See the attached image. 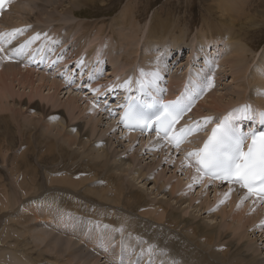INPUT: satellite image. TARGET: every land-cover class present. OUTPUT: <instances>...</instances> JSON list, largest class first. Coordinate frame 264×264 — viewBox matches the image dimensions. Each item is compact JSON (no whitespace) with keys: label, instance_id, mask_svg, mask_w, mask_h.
<instances>
[{"label":"bare ground","instance_id":"1","mask_svg":"<svg viewBox=\"0 0 264 264\" xmlns=\"http://www.w3.org/2000/svg\"><path fill=\"white\" fill-rule=\"evenodd\" d=\"M23 1L24 0L18 2V4L14 6V9L13 10L11 9L12 11L10 10V12L7 9L2 10L1 13L2 18L0 19V33L10 32L12 30L13 27L4 26V22L9 21L10 18L13 17L16 10H18V8L23 5L22 4ZM33 1L34 0H30V2L34 4L33 6L31 5L32 6L31 9L33 10L35 8L37 11L35 12L32 18L28 16L27 21L29 23H33L35 25L38 24L47 25V24H51L52 22H63L65 27H67V28L64 27L65 30L67 29L66 30L67 33H65L66 32L65 31L64 32L65 36H64L63 31L60 30V32L63 34L62 35L63 37L59 34L57 35V29L56 27H54L55 25L51 26V28H48L49 31H46L44 33V36H47V38L43 40L44 43L43 45H41L40 42L41 40L39 39L30 45V46H34L33 49H31L30 46L27 49H25V54L23 56L13 57L10 59L0 58V109L3 106L4 107L7 106L5 109H3V110H7V108L12 107L13 103H15L17 107H19L18 106L19 104L14 102V98L26 94H28L27 98L34 99L38 97L41 100H45L47 104H50L52 108L59 107L57 105L60 102V99H58V97H60L61 93H63L61 92L62 90H60L61 88L65 90L66 95H69V98L67 101H65L62 104V106H64L63 107L64 110H54L56 108H53L54 116L51 119V121L62 124V128L60 129L59 127L60 130L58 129L57 134L53 138L51 137L52 139H50L49 137L45 138L43 136L42 139L40 136L34 138L32 137L34 139L33 143L35 146L34 147L35 150L33 151L34 154L37 155V160L41 159L44 163L45 158L46 159L50 158L48 156L53 155L52 153L54 152H57L61 160L58 162L59 157L54 155L53 163L51 164L44 163L43 167H41V171L22 172V173H16V175L11 173L10 178L12 182L10 183V188H6L4 192L0 191V264H58L59 259L57 261H51L50 256H52L53 254L62 258V261L59 260L60 261L59 264H105L107 261H110V264H117L114 261H112V259H114V257L116 256H120V258L124 257V254L123 252L120 253L121 251H117L118 246L115 249L110 248L109 242H112L111 240L112 237H110L112 236V232L116 230L117 227L120 226V224L121 225L125 224V226L122 225L123 227L118 228L116 233L118 232V234L119 233L121 234L123 232L129 231V233L131 234L133 233L132 236L137 235L138 238L144 239L145 241H147L148 244H154L158 249L159 258L161 257L162 253L166 254L167 260L164 261L163 264H175V262H180L181 264H264V252H263L264 245L260 248H256L255 250L251 249L252 247L251 245L250 246L246 245L247 242L244 244H240L237 242L234 244V247L225 245L228 250L227 249L224 250L223 248L224 246L222 245L223 243L222 235H224L225 230H231V229L235 232L234 235L237 234L236 236L239 238V240L245 238L244 234L241 233L242 230H251L252 232L251 235L253 236L259 234L260 235L259 238L257 237L258 241L264 239V223H262L264 222V207L259 208L262 205H264V201H257L254 198H252L251 195H248L247 199H243L246 196V194L240 192L237 188L233 186L231 188L232 191L230 192L229 196L225 198L224 194L229 193L230 188L227 187L220 188L217 186V184H212L207 180L203 179L201 181V185H202L201 193L204 192L205 194H207L209 192V187H207L206 185L208 183L212 184L214 201L212 200L213 202L211 201L204 202V206H202V209L200 208L198 214L202 211L204 212L206 208L213 207L211 213H208V215L210 214L214 215L209 218L210 219L209 221L215 222V225H211L208 222L204 221L206 222L205 225L201 224V225H197L196 227L193 226L188 227L190 219L189 218L188 220L180 219L179 216H176V210H182V212H187L185 210L191 207V203L193 202V199H189V197L176 196L175 194L176 191L179 189V186L177 187L173 186L169 190L170 193L166 192L163 194L162 198L166 197V195H169L170 198L168 200L166 199L167 201L164 200L156 201L155 199L148 200L145 198L144 195H141L143 193L140 194L139 192L140 189L139 191L136 189L138 193H134V192L131 193L132 192L131 188L133 184L130 187L131 182H127L125 180V176L131 175L133 177V183H136V181L140 179L141 182H144L143 184L141 183L140 184L145 186L146 182H148L146 181L148 180L147 172L138 169L134 173L133 172V167H134L133 165L135 163L134 159H129V158L116 159L117 157L115 156L112 157L108 149L104 147V142L102 143L94 142L93 144H90L88 146H87L88 144L87 142L84 143V141L86 140V136H88V133H86V135H83L84 133L82 132V129L84 127V124L81 123L80 121H77L76 123L73 122L77 120L79 116H84V114L86 113V109L88 108H92L95 112H98L99 114L102 111L104 115L109 117V114L114 109L118 108V102H116L117 106L115 108H111V112L104 110L105 108H107V104L113 102V100L119 101L122 98L131 96L133 95L134 92L137 91V89H134L131 92L125 91V92H117L116 94L113 93L114 96L110 97V100H108L109 98L108 99L105 98V100H103L101 104H98L97 107L94 108L93 103L95 102L94 101L95 98L98 99V96L102 93L101 89L99 88V83H100L98 81L99 79H97V82L95 84H91L92 82L90 83V89L92 90L99 89L98 92L94 91L96 96H93L94 98L93 100V98L86 99L87 96L84 95L85 96L84 97L81 95V93L78 94L77 90H75L72 87H69L64 81H62L58 77L57 74L58 71L49 74V72H47L46 70L34 71L27 69V61H26L27 56L31 53L32 54L35 53L34 51L35 50L37 51V49H41L42 51V53L40 54L41 55L40 58H43L42 56L44 55L46 56L47 54L51 53L53 58H55L60 64H62L63 68L68 67V65L73 63H76L77 65L78 62L80 61L78 60L79 57L84 58L83 56H85L87 59L90 60V65L95 61H97L100 64V66L103 65L105 61L102 57H100V54L102 53H99L100 50H102L103 48L102 43L97 44V42L99 41V39H101L102 35H104L106 29H111L110 33H112V39H115L116 37L120 36L119 39L122 40L121 43L125 40L127 41L131 40V38L133 40H136L138 37L137 34L140 32L138 29L140 28L139 27L140 22H138L136 16V14L139 11L138 9L139 4L136 3L137 5L136 4L134 5L132 4L134 0H130L123 7L124 9L120 12V14H118L119 16L117 17L119 22L117 20H114V23L116 22L117 25L119 24L118 32L116 33L113 30L116 27L115 26L116 23L114 24L113 22H111L110 24L107 22L106 24L107 26L103 29H100V27H102V25H100L101 22L100 20L95 22H88L84 20L83 22L78 21L79 20L77 16V14L79 13L78 11H81V9L84 7L87 8L89 6H94L96 3L104 0H35L34 2ZM240 1L244 3V0H219V3L218 2L217 3L221 4L223 2L225 4L224 6L229 7V9H226L225 7L224 8L231 12V11H237L239 9V7L237 9V6L238 4H242L240 3ZM245 2L248 1L245 0ZM246 5L248 4L246 3ZM241 7L243 8L241 9ZM241 7H240V11L238 12L243 14L242 11L245 10L246 8L245 4H243ZM161 11H163V9ZM30 12L33 13V11ZM209 13L210 12H208V14ZM247 13H245L244 11L243 17L241 14L237 17L230 16L231 18L230 21H233V24H235L236 22L244 24V20H245L253 24L254 19L253 18L251 19V17L253 16ZM160 14L163 15V12H161ZM160 14L153 15L152 18H155ZM160 18L158 20L161 21ZM262 18L264 20V17ZM76 19L78 20L74 22V20ZM208 19H209L208 21L211 22L210 17ZM160 21L156 22L158 23V25L155 24L157 26H155L154 23L153 24L151 23L152 26L147 28L148 31L147 34H145L147 43L145 46H148L149 45L148 43H150V45L164 46L166 39H168L166 37L168 35H172L174 33L173 31L177 29V27H175L176 28L175 29L172 26V22H170L171 26L173 27L172 30H170L171 29L170 26L164 24V23H168L167 22L168 20L162 21V23ZM257 21L259 23V20ZM11 22H13V20ZM24 25L26 24L19 25L20 27L19 29L23 30L22 33L17 34L18 37L15 41H13L12 39V42L10 44H5V52L0 53V57L8 55V53L12 49L17 48L22 44H25L28 40L31 39L32 35L29 34V30L32 27L27 26V28H24L23 27ZM206 29L209 32V28ZM38 30L41 29L40 28L35 29V31H33V34H35ZM214 30L215 28L212 26L210 32ZM218 30L219 28H217L216 31ZM126 32L129 33L128 36L124 37L125 35H123L122 37L121 34H124ZM184 32L187 31L185 30ZM234 34L235 33H233V35ZM230 36L232 35L230 34ZM172 39L173 38H171V40ZM174 40H176V42L180 44L176 38ZM223 40L222 43H224ZM233 40L234 41H232L231 39L230 41L227 40V42L228 41L229 42L228 43L225 42L224 46L218 50L223 52L225 48H227L223 52L224 56L226 57V58L224 57L226 61L225 60L223 61L222 60L223 58L219 59L220 58L219 57L218 59L212 60V64L219 63L222 60L224 62L223 67L225 70V74H228V72L230 71L231 75L233 76L234 81H231V84L232 82L234 83L236 82L235 84L239 83V85L238 84L237 85L240 87L238 93L241 96L240 101L244 103L250 101V105L254 110L251 113L252 118L246 119L247 120L246 122L244 121V119L242 120L238 119L237 122L242 128H246V126L250 123V121L258 117V113L262 111V109H264V95L259 94L261 93L259 92L260 91L259 89L264 88V62L260 58L261 61L259 63L260 67L259 66L258 67L259 68L262 67L263 69L260 75L257 74L258 71L255 73L259 76L260 79H256L254 77L255 80L258 81V85H256L255 88H252L254 89L253 90L254 92H252L253 94L251 93V91L248 94L250 82L247 81L248 78L247 73L250 70L248 69L250 67L249 65L250 60L248 57V53L240 50L237 41H235V37ZM69 41L71 42L68 43ZM136 41H138V39ZM176 42L174 41L172 43L177 44ZM218 42L221 41L213 40L212 43L214 44L215 47H217ZM121 43H118V46L120 44V46L124 47L126 42L125 43L123 42L122 44ZM226 44L228 46H226ZM70 47L74 49V52L72 51L73 54L71 56H69L68 53L70 52L68 51ZM88 49H91L89 53H87ZM106 52L107 51L103 50V55H105ZM222 52H219V54L222 55ZM162 57L168 58V55L164 54V56ZM154 64L155 65L153 64L150 65V71L157 68L159 69V79L156 81V83H158L161 77H164L163 73H165L164 72L165 66H162V58H160L159 60L155 59ZM176 72L178 71L176 70ZM79 74H80L79 89L82 90V92H84L83 89H85V87L88 86L87 80L89 77H94L95 79L96 77H98L97 74H92L88 71L84 73L81 68ZM169 75H170L169 79L167 78L165 80L169 81V85L172 87V90H174V87L176 86L181 88L183 84L181 85L180 83V85H175L174 83V80L178 79L177 75L175 74H169ZM254 78L252 81H254ZM82 82L83 84L81 85ZM155 84L152 85L151 87H148L149 88L148 92L150 93L153 92L158 96H162L161 88H159ZM15 86L17 87L19 86L18 91L15 90ZM198 87L200 89L204 88L202 86H198ZM21 89H23L22 90L23 92L21 91ZM172 90L170 89L167 92V94L170 95L169 97H171L172 95L171 94ZM46 91L48 92L47 95H45ZM256 91H258L259 93L257 94ZM185 92L188 95L187 96L188 101L192 103L191 111H193L192 112L193 116L195 115L197 117L198 115L201 116L202 114H205L204 112H202V109H205V111H207L208 113L213 114L210 117L211 118L210 121L206 124L204 123L205 118H208L206 116L203 118V120L201 119L197 120L200 121L201 124H204L201 129L202 132L206 131L207 133L211 128H213L219 123V121L222 119L223 116L228 117L231 113H233L232 109H230V106L233 104V102H231V99H227V97H225L224 94H219V92L215 90L210 96L208 97L207 95L204 96L205 102L203 101L201 105L200 103H198V97L197 98L194 97V93H195L194 91L190 89H186ZM228 95L230 96V94ZM257 96L259 97V99L261 98L260 101H258L259 99L257 100ZM9 99H12L13 101L11 106H9L8 105L9 103L5 101V100L8 101ZM18 99L20 100V98ZM80 102H82L83 105H85V102H87V104L89 105L83 107L82 105H80ZM228 109L230 110L228 111ZM77 110L79 112V115H77ZM62 111H64V113H62ZM95 112L92 111L91 115L95 116L96 115L94 114ZM224 113L227 114L225 115ZM11 114H13L12 111ZM19 114L21 113H18L17 116H19ZM61 114H63V116ZM215 114H217V116L220 114L217 119H215L216 118ZM22 115L26 116L27 114H22ZM13 116L11 115V119ZM17 116L15 115L16 118ZM193 116L192 117L189 116L187 117V119H189L190 122L196 121L195 119H193ZM15 117H13V119ZM114 119L115 120L109 118L111 122L112 121L115 122L118 131L122 134L123 132L121 130V127L119 128L120 125L119 121L116 120L115 116ZM66 127L67 129L71 127L72 132L71 130L70 132H67L68 130L67 129L65 130ZM47 130L49 129L47 128ZM76 130L78 131L77 134H76L77 132ZM73 131H75L74 136L71 135V133L74 134ZM124 137L130 139V143L134 144L137 142V145H139V150L135 151L136 154H134L133 157L136 156L139 158L142 155L143 156L142 160L146 156L149 157L148 160H152L150 161L151 162L150 166L147 167L148 172H151L154 169V167L157 164H159L163 159H165V157L168 154L169 149L166 148L162 143L156 141L151 137L149 139H146L141 136L126 135V134L124 135ZM198 137H194V139L190 138L183 147L182 149L183 152H179V153H182V155L185 156V153L189 148H190L189 150L190 152L195 151L196 149L195 145H192L191 147L189 146L193 141H195L194 144H197L198 139L196 138ZM38 139L40 143L39 142L37 143ZM43 139L45 141H42ZM53 139L55 140L54 147L45 148L44 151V152H48V156L41 155L43 148L40 149V146H42V144H47V146H49V144L53 143ZM26 142L28 143V140ZM73 146H83L82 149H85V147L87 146L86 152L82 154L78 150L73 149ZM31 151L32 150H30V148H26L24 151L21 152L20 156H22L23 161H28L29 154L31 153ZM59 151H61L60 154L58 153ZM140 152L143 153L140 154ZM76 153H78L79 155ZM172 154L176 155V153H172ZM175 164H176V168L181 169L179 167L180 164L179 161H177ZM37 165L40 166L41 164H37ZM187 168L188 169L186 171L188 172V174L186 179L187 180L188 178L192 179L191 182L196 183L193 180V176H192V173L194 172L196 174L195 177H200L197 175L196 168L194 169V171L189 166H187ZM152 194H156V193L152 192ZM206 198H208L207 195ZM189 200H190L189 206L184 208L183 210L182 207L186 203H188ZM221 201H223V203H221ZM198 207L199 206H196L194 209L196 210L198 209ZM138 208L143 213L142 214L141 212L140 213L137 212L139 213V217L143 219L142 220L143 222L142 221L135 222L134 220L130 219L129 217H126L123 214V213L130 214L134 212L136 213V210ZM145 208H147L148 210L145 211L146 210ZM93 219L95 220L98 219L100 220V223L103 224L104 226L103 230L105 234H102L101 236H105V238L100 237V239L96 240V237L94 235L93 239H89V238L85 239V237L88 235V232L94 233L93 230L87 231L88 225H90V220H92L91 222H93ZM218 219H221L220 223H218ZM52 222L54 228L51 229L50 233L43 232L40 234V230L38 229L39 230L38 233L40 235L39 234H38L39 236L34 235L38 226L41 227L42 225H47ZM64 226L71 230L75 229L76 231L75 230L71 231L69 229L64 231L63 229ZM52 230L53 231L57 230V235L55 236L54 240L53 238L48 239L51 236L50 234ZM67 234L69 235V237L67 236ZM74 237H77L79 239L78 240L76 238L77 242H81V241L85 243L88 242L87 245L85 244L86 249L77 246L76 244L77 242L75 243L73 242V244L71 245L70 244L71 240L72 238L75 239ZM106 238H107V242L105 240ZM249 239H251V237H249ZM45 241L47 242L46 244L44 243ZM63 241L65 243L70 242L67 244L70 245L68 246L69 248L68 247L66 248V246L62 245ZM100 241H102V243ZM104 243L107 244V246L103 247ZM101 244H102V249H100ZM81 245L82 244H80V246ZM134 250L135 249L133 250L129 249V252L128 251L126 252L127 257L125 255L124 258H126L127 260L132 259L131 262H127V264H133V260H135V258H132L134 255ZM96 253L99 254L96 255ZM158 255L155 256H157L158 258ZM105 258H106L105 262L101 263V260ZM40 260L42 261L40 262ZM123 260L125 261V259ZM137 260H139L141 264L142 258L140 259L137 256L135 261ZM122 264H124V262ZM134 264H136V262H134Z\"/></svg>","mask_w":264,"mask_h":264},{"label":"rangeland","instance_id":"2","mask_svg":"<svg viewBox=\"0 0 264 264\" xmlns=\"http://www.w3.org/2000/svg\"><path fill=\"white\" fill-rule=\"evenodd\" d=\"M24 1H23L24 3L22 2L24 7H23V5L20 6L18 8V10H16L13 17L10 18L9 21L4 22V26H11V27H13V29H19L20 28L19 25L26 24L23 26L24 28H27V26L32 27L29 30V34L32 35L31 37H33L34 35L39 33L41 45L44 44L43 40H45L47 38V36H44V33L46 31H49L48 28H51V26L55 25L54 27H56V29H57V35L59 34L62 36L63 34L60 32V30H62L63 33L67 30V29L66 30L64 29L65 25L63 22H52L51 23L52 25L51 24L35 25L33 23H29L27 21L28 16L32 18L37 10L35 8L33 10L31 9L34 4L31 3L30 0H24ZM129 1L130 0H104V1H100V2L96 3L94 6H89L87 8L84 7L81 9V11H78L79 13L77 14V16H78L79 20L76 19V20H74V22L77 20L80 22H83V20L88 21V22H95V21L100 20L101 21L100 25H102V27H100V29H103L107 26L106 25L107 22L110 24L111 22L114 23V20L118 21V19H117V17L119 16L118 14H120V12L124 9L123 7ZM246 1H248V2H245V0H244V3L242 1H240V3H242V4H238L237 9H238V7H239V9L237 11H231L230 12L229 10H226V9H229V7H225L224 6L225 4L223 2L221 4H218L219 0H134L132 4H134V5L136 3L139 4L138 5L139 11L136 14L137 20H138V22H140V25H141V26L139 25L140 28H138L140 31L137 34L138 35V37H137L138 41H136L137 39L133 40L131 38V40L123 41L124 43L126 42L124 47L120 46V44L118 46V43H121V41H122L119 39L120 36L116 37L115 39H112V33H110L111 29H106L104 35H102L101 39H99V41L97 42V44L102 43L103 48H102V50H100L99 53H102V54H100V57H102L104 59V61H105L104 64L100 66V64L97 61H95L90 65V60L87 59L85 56H83L84 58L79 57V59H78V60H84L83 67H80L84 73H86L88 71L92 74L98 75L97 78L98 79L100 78L98 80L100 82L99 88L101 89L102 93L98 96V99L95 98V100L93 98L91 91H89V90L85 91V93H83V95L87 96L86 99L87 98H93V100L95 102H97V105L101 104V102L103 100H105V98L100 97V96L104 95L106 93V91L109 89V86H112L114 88V90L113 91L108 90V94H110V93L116 94L117 92H125V90L123 88L118 87V85H122L126 80H129L131 78H132L131 80H133L132 81L133 83L131 85L132 91H133L134 89H137V87H138L136 84V80L139 78V69H144V70L150 71V65L151 64L155 65L154 64L155 59L159 60L160 58H162V66H165V71H164L165 73H163L164 77H161V79L159 80L158 86L160 88H162L163 93H165L169 89L168 88V81L165 79H167V78L169 79V77H170L169 74H175V75H177V78H178L177 80H174L175 85H180V83H181V85L183 84L182 87H184V85L186 84L185 79L190 80V81L195 80L196 87L197 86L203 87L205 82H206L205 85H207L208 82H211L213 86L211 88H207V91L205 92V93H208L210 91V93L207 95V97L210 96L214 90L219 92V94H224V96L227 97V99H231V102H233V104L230 106V109H232V112H233V110L238 109L241 106L246 105L248 103H249L248 105H250V101H247L246 103L240 101L241 96L238 94L239 90H240L239 89L240 87L238 86L239 83H237L238 85L235 84L236 82L235 83L232 82V84H231V81H234V80H233V76L231 75L230 71L228 72V74H225V70L223 67L224 66L223 61L224 60L226 61V59H225L226 57L224 56L223 52L227 48H225V50L223 52L218 51L219 49H221L224 46L225 42L228 43L230 41V39L232 41H234L233 39L235 37V41H237V44L239 45L240 50L248 53V57L250 60V64H249L250 67L248 68L250 70L248 71L249 74L247 73V77H248L247 81L250 82L248 94L250 93V91H251V93L254 92L253 91L254 89H252V88H255L256 85H258V81H256L255 78L260 79L258 75H260V73L263 69L262 67L259 68L260 67L259 63L261 62L260 58L264 62V20L262 18V17H264V0H246ZM250 2H251V4H250ZM246 3L248 5H246ZM243 4H245L246 8H245V10L242 11L243 14H241L238 11H240V7ZM239 5H241V6H239ZM162 7H165V8H162ZM243 7H241V9ZM251 7H253V8H251ZM162 9H163V11H161ZM30 11H33V13ZM145 11H148V12H145ZM244 11H245V13L248 12L247 14H250L251 16H253V17H251V19L252 18L254 19L253 24L251 22H247L245 20H244V24L239 23V22H236L235 24H233V21H230L231 20L230 16L237 17L241 14L243 17ZM159 12L160 13L163 12V15H161ZM208 12H210V13L208 14ZM211 13H212V15H211ZM224 13H225V15H224ZM156 14H160V15H158L157 17L154 16L155 18H152V16L156 15ZM211 16H213V17H211ZM169 17H171V18H169ZM209 17H210L211 22L208 21ZM159 18L161 19V21L158 20ZM162 18H163V20H162ZM164 19L166 21L168 20L167 21L168 23H164V24H166L167 26L169 25L171 28L170 30H172L173 27L174 28L177 27V29L175 28L176 30L173 31L175 33V34L173 33L174 36H173V34L168 35L166 37L168 39H166L164 46L163 45H159V46L150 45V43H148L149 44L148 46H145L147 43L146 35H145V34H147V31H148L147 28L152 26L153 23H154V25L155 24L158 25V23H156L157 21L158 22L160 21L162 23V21H165ZM261 19H262V22H261ZM12 20H13V22H11ZM257 20H259V23ZM16 22H17V24H16ZM170 22H172L173 27L171 26ZM254 23H255V25H254ZM157 25H155V26H157ZM215 25H216V27H215ZM229 25H231V26H229ZM239 25H240V27H239ZM241 25H243V26H241ZM115 26L116 27L113 30L117 33L119 24L117 25V23H116ZM212 26L215 28V30L210 32ZM38 27L41 30H38L35 34H33V31H35V29H39ZM65 28H67V27H65ZM206 28H209V32L207 31ZM217 28H219L220 31L219 30L216 31ZM244 29H245V32H244ZM185 30L187 32H184ZM241 30H243V31H241ZM232 32L235 34L233 35ZM238 32H239V35H238ZM65 33H67V31ZM65 33H64V36H65ZM206 33H208V34H206ZM228 33H230L232 36H230V34H228ZM128 34L129 33L126 32V33L121 34V35H122V37H123V35H125L124 37H127ZM201 35H203V36H201ZM209 35H211V36H209ZM174 37L177 39V41L180 44H178L176 42V40H174L175 39ZM209 37H211V38H209ZM226 37H227V39H226ZM171 38H173V39L171 40ZM182 38L184 41L182 40ZM248 38H250V39H248ZM200 39H202V40H200ZM212 39L215 41L219 40L221 42H218V46L215 47L214 44L212 43L213 42ZM26 40H28V39H26ZM139 40H141V41H139ZM222 40L224 43H222ZM227 40H229V41L227 42ZM174 41L178 45L175 43H172ZM70 42L71 41H69L68 43H70ZM242 42H244V43H242ZM247 45H248V47H247ZM226 46H228V45L226 44ZM30 47H31V49L34 48V46H30ZM72 48H73V46H72ZM72 48L70 47L68 49V51H70V52H68L69 56H71L74 52V49H72ZM103 50L107 51L105 53V55H103ZM199 50H201V51H199ZM89 51H91V49H88L87 53H89ZM219 52H222V55L219 54ZM87 53H85V54H87ZM164 54L168 55V58L162 57V56H164ZM218 58L219 59L223 58L222 59L223 61L221 60L219 63H213L212 64V60L218 59ZM74 61H76V60H74ZM73 64H76V63H73ZM218 65H219V67H218ZM176 70L178 72H176ZM256 72L258 75L255 74ZM101 73H103V74H101ZM179 75H180V78H179ZM253 78H254V81H252ZM179 80H180V82H179ZM188 87H189V89L194 88L189 84H188ZM147 88L148 87H146L145 90H147ZM194 89H196V88H194ZM208 89H211V90H208ZM261 89H259L260 91L259 90L258 91L259 92L264 91V88H261ZM15 90L18 91L19 86L18 87L15 86ZM22 90L23 89H21V91ZM60 90H62L61 92H63V93H61L60 97H58V99H60V102L57 104L59 107H53V108H56L54 110H64V108H63L64 106H62V104L65 101H67L69 98V95H66L65 90H63L62 88ZM178 90H180V88L176 86V87H174L173 92L178 91ZM26 91H28V90H26ZM258 91H256L257 94L259 93ZM26 93H28V92H26ZM47 94H48V92L46 91L45 95H47ZM202 94H203V92H202ZM228 94H230V96ZM27 95L28 94L21 95V96H18L17 98L16 97L14 98V102L18 103L19 105L18 104L17 105L19 107H17L15 105V103H13L12 107L7 108V110H3L7 106H5V107L3 106L1 108L2 110L0 109V191H2V192H4L6 190V188H10V183L12 182V180L10 178L11 173L16 175V173H22V172H38V171H41V167H43L44 163L45 164L53 163L54 155L59 157L58 162L61 160V158L57 154V152L52 153L53 155H50V156H48V152H44L45 148H53L54 147V142H55L54 139H53V143L49 144V146H47V144H42V146H40V149H42V148L44 149V150L42 149L41 155L48 156L50 158H48V159L45 158L44 163L41 159L37 160V155H35L34 151H33V150H35L33 138L40 136L42 139V136H43L45 138L49 137L50 139H52L57 134L59 127H60V129L62 128V124L61 123L59 124L58 122H52L51 121V119L54 116L53 115L54 112H53V108L50 106V104H47V102L45 100H41L38 97L34 98V99L27 98ZM204 96L205 95H202L201 98L198 97V103H200V105L205 100ZM258 96H257V100L260 97V96L259 97ZM194 97H196L195 93H194ZM18 98H20V100ZM248 99H251V98H248ZM260 99L258 101H260ZM108 100H110V97ZM5 101L7 103H9L8 104L9 106H11V104L13 102L12 99H9L8 101L5 100ZM22 103L25 106H23ZM80 105L85 107V106H88L89 104H87V102H85V105H83L82 102H80ZM89 109H90L91 113H90ZM230 109H228V111ZM1 111H3V112H1ZM11 111L13 114H11ZM88 111H89V113H88ZM92 111L95 112L92 108L86 109V113L84 114V116H79V118L73 122V123H76L77 121H80L81 123L84 124V127H83L84 130L82 129V132L84 133L83 135H86V133H88V136H86V140L84 141V143L87 142L88 143L87 146H88L90 144H93L94 142L95 143L104 142V147L108 149V151H109V153H111L112 157L115 156V157H117L116 159H118V158L134 159V161H135V163L133 165L134 166L133 167L134 173L138 169L147 172V179L148 180H146V181H148V182H146L145 186L141 185L144 182H141L140 179L138 180L139 182L136 181V183H133V177L131 175L125 176V180L127 182H131L130 187L133 184L132 188H131V190H132L131 193H133V192L138 193V191L140 189V191H139L140 194L143 193L141 195H144L145 198L148 200L155 199L156 201H158V200L167 201L170 198L169 195H166V197L162 198L163 194L166 192H169L171 187L179 186V189L176 191L175 195L181 196V197H189V199H193V202L191 203V207L187 208L185 210L187 212H182V210H176V216H179L180 219H182V220L183 219L188 220V218H189L190 219L189 220L190 225L188 224V227H192V226L196 227L197 225H201V224L205 225L206 222H208L211 225H215V222L209 221L210 220L209 218L214 216V215L213 214L208 215V213H211L213 207L206 208V210H204V212L202 211L198 214V211L200 210V208L202 209V206H204V202H209V201L213 202L214 201V198H213L214 193H213V189H212L213 185L210 183H208L206 185L207 187H209V192L207 194H205L204 192L201 193V190H202L201 182L193 183V182H191L192 179H189V178L187 180L186 178H187L188 172L183 168L186 165L184 164V161L182 159L183 158L182 155L178 156L177 154L174 155V154L168 152L165 159H163L159 164H157L151 172H148L147 167L150 166V163H151L150 161H152V160H148L149 157H147V156L144 158L147 161L144 159L142 160V157H143L142 155L139 158L136 156L133 157L134 154H136L135 151L139 150V145H137V142L134 144L130 143V139H128L127 137H124L125 134L124 133L121 134L118 131L117 125L115 124V122H113V121L111 122L109 120L111 115H109V117H107L101 111L100 114L98 112H95L94 114H96V115L93 116V115H91ZM202 112H204L206 115L202 114L201 116L198 115L197 117L194 115L193 119H195L196 121L198 119L203 120V118L205 116L210 118L211 115H213L212 113H208L207 111H205V109H202ZM18 113H21V114H19V116H17ZM62 113H64V111H62ZM14 114L17 116V118L15 117ZM22 114H27V115L24 116ZM224 114L226 115L227 113H224ZM11 115L12 116L14 115L13 117H15V118L13 119V117H12V119H11ZM61 115L63 116V114H61ZM77 115H79L78 110H77ZM237 115H241V114L236 113V116ZM27 116H29V117H27ZM218 116H217V114H215V117H216L215 119H217ZM15 120L18 121L19 123L16 122ZM244 121L246 122L247 120L244 119ZM110 125L113 127H111ZM18 126H20V127H18ZM44 126H47V127H44ZM110 127H111V129H110ZM47 128L49 130H47ZM66 129H67V127L65 128V130ZM76 129H78V128H76ZM67 130H68L67 132H70V130L72 132L71 127H69ZM92 131H93V133H92ZM73 132H74V134L71 133V135L74 136L75 131H73ZM47 133H48V135H47ZM77 133H78V131L76 132V134ZM39 139L37 140V143L38 142L40 143ZM44 139L42 141L46 140V139L45 140ZM196 139H198V138H196ZM27 140H28V143L26 142ZM23 142H25V143H23ZM194 143H195V141H193L189 147H191L192 145L196 146V144H194ZM24 146H25V148H24ZM37 146H38V144H37ZM87 146L85 147V149H82L83 146H73V149H76L80 153L83 154L84 152H86ZM59 147H61V146H59ZM26 148H30V150H32V151L29 154L28 161H23L22 156H20V154ZM189 150H190V148L185 153V156L188 152H190ZM60 152L61 151H59L58 153L60 154ZM142 153L143 152H140V154H142ZM76 154H78V153H76ZM89 158H91V157H89ZM89 158H87V159H89ZM159 160H160V158H159ZM85 161H86V159H85ZM175 161L180 162L179 167L181 169L176 168V164H175L176 162ZM39 162H42V163H39ZM37 164H41V165L39 166ZM187 164H188V162H187ZM192 176L194 177V176H196V174L193 172ZM202 180H203V178H202ZM189 185H192V187H189ZM133 188L135 190L137 189L138 191L137 190L135 191ZM187 189H188V191H187ZM152 192H154L156 194H152ZM206 195L208 196V198H206ZM189 204H190V200L188 203H186L182 207V209L184 210V208L188 207ZM196 206H199V207H198V209L195 210L194 208ZM263 207H264V205H262L259 208H263ZM145 209H146L145 211L148 210L147 208H145ZM137 212L140 213L141 210L138 208L136 210V213L134 212V213H130V214H125V213H123V214L126 217H129L130 219L134 220L135 222L136 221L141 222L143 219L141 217H139V213H137ZM192 214L193 215L195 214V215L193 216ZM184 216H185V218H184ZM197 216H198V218H197ZM96 220L93 219V222H91L92 220H90V225H88L87 231L93 230L94 233L88 232V235L85 237V239L86 238L93 239L94 235L96 237V240L100 239V237L105 238V236H101L102 234H105V232L103 230L104 226L102 223H100V220H98V219H96ZM204 221H206V222H204ZM220 221H221V219H218V223H220ZM122 225L125 226V224H122ZM122 225L120 224V226L117 227V229L120 227H123ZM43 227L45 230L43 229ZM142 227H144V226H142ZM52 228H54L53 222L50 224H47V225H42L41 227L38 226L34 235H38L39 230H40V234L43 232H49L50 233ZM63 229L65 231V230H68L69 228L64 226ZM117 229L114 230L115 232L113 231L114 233L112 232V236H110V237H112V239H111L112 242H109V246H110V248H114V249L118 246L117 251H121L120 253L123 252L124 257L126 255V252L127 251L129 252V249L130 250L135 249L134 255L132 258H135V260H136L137 256L140 259L142 258L141 264H145V263H147V264H149V263L150 264H163V262L167 260V255L164 253H162L161 257L159 258L158 249L154 244H148L147 241H145L142 238H138L137 235L132 236L133 233L131 234V233H129V231L118 234V232L116 233ZM69 230H71V229H69ZM72 230L74 231L75 229H72ZM95 232H97V233H95ZM234 233L235 232L231 229V230H225L224 235H222V239H223L222 245L224 246L223 247L224 250L227 249V247L225 245L230 246V247H234V244L237 242L240 244H244L247 242L246 245H249V246L251 245L252 250H255L256 248H260L264 245V239L258 241L257 239L259 238L260 235L259 234L256 236L251 235L252 234L251 230H242L241 233H243L245 236V238L242 240H239V238L236 236L237 234L234 235ZM174 234H175V232H174ZM50 235L51 236L48 239L53 238V240H54L55 236L57 235V230H54V231L52 230ZM118 235H121V236H118ZM67 236L69 237L68 234H67ZM249 237H251V239H249ZM74 238L75 239L72 238L71 243L70 242L65 243L63 241L62 245L66 246V248H67L68 246H70V245H67L68 243H70L72 245L73 242L74 243L77 242V240H76L77 237H74ZM66 240H69V239H66ZM105 240L107 242V238ZM100 242L102 243V241H100ZM44 243L46 244L47 242L45 241ZM105 243H104L103 247L107 246V244H105ZM76 244H77V246H79L83 249H86L85 246L88 244V242L85 243V242L81 241V242H77ZM76 244H75V246H76ZM80 244H82V245L80 246ZM2 248H5V247H2ZM149 248H151L152 250L148 251ZM100 249H102V244L100 246ZM98 254L99 253H96V255H98ZM155 255H158V258ZM124 257L120 258V256H116V257H114V259H112V261H114L117 264H122L123 262H124V264H127V262H131L132 259L127 260ZM126 257H127V255H126ZM50 259H51V261H57L58 259L60 261H62V258L56 256L55 254L50 256ZM123 259H125V261ZM59 260H58V264L60 263ZM105 260H106V258L101 260V263H104ZM135 260H133V264H134V262H136ZM41 261L42 260H40V262ZM105 264H110V261H107ZM175 264H181V263L175 262Z\"/></svg>","mask_w":264,"mask_h":264},{"label":"snow or ice","instance_id":"3","mask_svg":"<svg viewBox=\"0 0 264 264\" xmlns=\"http://www.w3.org/2000/svg\"><path fill=\"white\" fill-rule=\"evenodd\" d=\"M22 31V29H14L11 32L0 33V53H4L5 44H10L12 39L17 34L22 33ZM39 39L40 34L37 33L25 44L12 49L8 55L0 58L10 59L23 56L25 49ZM83 64L84 61L80 60L77 66L82 67ZM158 79V68L151 71L139 69V78L136 80L137 91L143 92L146 87L154 85ZM132 83V80L129 79L122 85H118V87L131 92ZM212 86V83L208 82L205 88H201L200 92ZM108 90L113 91L114 88L109 86ZM93 91L98 92L99 89H94ZM199 94L198 92L197 95ZM259 94L264 95V92ZM119 106L124 108L120 122L126 128H138L142 132L146 129H154L157 136L163 133V139L169 141L177 149H179L185 138L196 130L193 126L175 128L182 115L190 110V101L184 102L182 96L177 97L174 101L167 103L156 102L155 104L134 103L132 97L129 96L126 97V103ZM93 107H97V102L93 103ZM150 108H154V110L148 112L147 109ZM104 110L111 112L109 108ZM253 111L252 106L248 104L233 110V113L225 117L212 129L211 136H209L201 149L186 154L184 164L187 165V162L194 158L196 171L201 174L200 177H193L195 182H201L203 176L207 175L210 180H220L221 182L239 185L247 190L248 195L255 194L261 200H264V131H249L245 133L241 131L237 124L233 123L234 120L238 119H251ZM236 113L241 115L236 116ZM258 115L261 123H264V111L259 112ZM210 119L205 118L204 123H208ZM249 140L251 142L247 143ZM189 187H192V185H189ZM231 191L232 189L230 188L229 193L224 194L225 198L229 196ZM248 195L243 199H247ZM151 250V248L148 249V251ZM136 264H140V261L137 260Z\"/></svg>","mask_w":264,"mask_h":264}]
</instances>
